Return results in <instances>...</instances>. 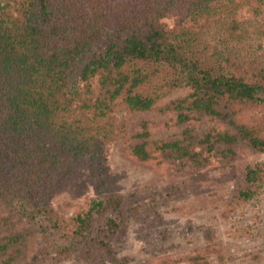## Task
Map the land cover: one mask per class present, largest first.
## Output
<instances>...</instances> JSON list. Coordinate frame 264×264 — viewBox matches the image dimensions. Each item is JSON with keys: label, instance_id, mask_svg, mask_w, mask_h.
Listing matches in <instances>:
<instances>
[{"label": "trees", "instance_id": "16d2710c", "mask_svg": "<svg viewBox=\"0 0 264 264\" xmlns=\"http://www.w3.org/2000/svg\"><path fill=\"white\" fill-rule=\"evenodd\" d=\"M168 13L176 15L172 28L160 21ZM263 36L264 0H0V225L4 212L18 213L43 235L62 231L54 241L60 252H109L103 239L122 222L123 207L105 162L121 127L117 100L144 111L184 86L185 95L157 110L174 112L180 123L192 112L232 128L200 137L183 129L181 139L150 141L162 156L196 161L194 145L211 150L239 140L264 152V114L241 120L245 109L264 108ZM146 146L141 140L128 149L147 160ZM81 169L94 195L63 218L50 194ZM263 192L260 160L245 167L226 205ZM18 238L0 236L1 263L15 258Z\"/></svg>", "mask_w": 264, "mask_h": 264}, {"label": "rangeland", "instance_id": "374dc122", "mask_svg": "<svg viewBox=\"0 0 264 264\" xmlns=\"http://www.w3.org/2000/svg\"><path fill=\"white\" fill-rule=\"evenodd\" d=\"M239 14L246 15L244 10ZM160 21L172 28L176 15L168 13ZM259 44L263 52L264 36ZM188 91L184 86L173 88L144 111L115 102L113 114L121 127L107 144L105 162L109 188L123 197V207L122 222L103 239L108 253L97 246H91L88 255L60 252L54 241L59 243L62 231L43 235L28 217L4 212L0 236L19 237V251L7 264H112V257L126 264H264V192L226 205L237 178L246 166L264 160V152L240 140L211 150L198 144L192 147L198 153L195 161L168 158L149 147L152 140L181 139L183 129L196 137L232 131L226 122L209 115L186 112L189 118L180 123L174 112L157 110ZM262 114V106L250 107L241 113V120ZM143 130L146 137H135ZM141 140L151 150L147 160H138L128 149ZM93 195L88 172L81 169L52 190L49 203L57 215L68 218L85 209Z\"/></svg>", "mask_w": 264, "mask_h": 264}]
</instances>
